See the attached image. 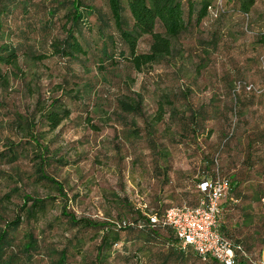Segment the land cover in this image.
<instances>
[{
    "label": "rangeland",
    "instance_id": "374dc122",
    "mask_svg": "<svg viewBox=\"0 0 264 264\" xmlns=\"http://www.w3.org/2000/svg\"><path fill=\"white\" fill-rule=\"evenodd\" d=\"M61 1L19 0L0 21V43H19L0 83V149L19 142L14 161L0 159V227L21 214L12 248L28 232L37 243L29 258L16 252L14 264H49L60 249L68 264H90L101 231L71 227L62 209L109 222L132 220L134 209L159 214L195 204L198 178L215 171L233 185V200L223 206L224 234L241 242L244 264H264V0H254L247 16L234 0H211L217 16L208 13L197 23L198 0L190 17L188 0H181L185 30L170 39L168 55L140 70L121 57L118 42L110 51L114 62L97 65L100 41L91 15L89 29L79 26L85 57L32 59L64 36L67 6L55 3ZM81 2L107 16L105 0ZM149 42V35L140 36L136 52L147 51ZM57 98L69 114L50 129L43 112ZM136 99L137 114L118 103ZM40 172L60 182L64 197ZM24 194L50 199L28 218ZM157 232L167 240L164 230ZM118 235L105 264H213L163 239L144 243L139 229Z\"/></svg>",
    "mask_w": 264,
    "mask_h": 264
},
{
    "label": "trees",
    "instance_id": "16d2710c",
    "mask_svg": "<svg viewBox=\"0 0 264 264\" xmlns=\"http://www.w3.org/2000/svg\"><path fill=\"white\" fill-rule=\"evenodd\" d=\"M193 0L187 1V15L191 16L193 13ZM237 5V10L247 16L249 8L253 4L254 0H234ZM19 0H0V21L3 15L8 16L10 10L19 4ZM57 5L61 2H55ZM66 3V22L62 25L64 36L60 39H53L49 42V52H41L33 54L30 57L35 60H42L48 56L57 55L69 60L77 61L81 57H85L87 49L78 40L80 32V25L90 28V23L87 18L91 15L94 16L96 23L95 32L100 41L98 49V66H101V62L105 59L113 61L111 52H115V45L122 44L125 51L119 50L118 53L122 58L126 59L129 64L135 70H140L143 66L151 64L166 56L170 52V39L176 37L182 31L185 30L187 21L183 18V10L181 0H105L107 6V16L94 7L92 4H83L81 0H64L62 4ZM198 8L195 11V22H199L209 12L207 7L212 5L211 0H198ZM127 13V16L124 14ZM217 16V13L214 17ZM1 23V22H0ZM156 25L161 29L157 31ZM113 28L116 37L111 32ZM142 35H149L150 42L148 50L144 52H136L135 47L137 40ZM115 37V40H114ZM20 42V41H19ZM17 46L19 43H0V83H6V72L2 70V66H12L15 64L18 53ZM111 51V52H110ZM119 106L123 111L139 113L140 102L138 99L135 101H119ZM161 109V108H159ZM69 114V110L63 106L60 100L52 99L48 104V109L43 112L45 121L50 129L55 128L59 122L66 118ZM19 142H9L7 146L0 149V159H5L6 162H12L17 158V147ZM213 172L202 174L198 180L212 177ZM38 177L42 180L53 184L59 194L64 197L60 182L47 176L43 172L38 174ZM227 177V176H226ZM228 179V177H227ZM229 180V179H228ZM196 182V183H197ZM230 188L222 201V205L233 200L230 196V191L233 188L231 181L229 180ZM197 196L199 192L196 189ZM50 197H31L27 194L21 197V209L24 211V216L33 218L37 213L44 211L47 204V200ZM198 201V198H197ZM197 201L193 205L197 204ZM29 203L27 206L26 204ZM167 208V207H166ZM165 209V208H164ZM163 209V210H164ZM163 210L157 214L156 212L150 215H143L138 209H134V218L130 221L117 219L116 221H95L88 218H76L72 213L61 210V215L65 217L71 227L76 229H97L101 231L99 241L95 247V254L90 264H105L107 259V252L110 247L116 243L119 239L118 232L121 230L139 229L144 232V243H147L153 239H163L158 235L157 230L162 229L167 234V240H164L170 246L173 243L178 249L183 251H191L199 260V256L189 247L181 248L176 241L171 228L161 223L160 218ZM228 212L227 208L224 209L223 217L219 225L220 233L230 241L231 245H239L243 248L240 241L233 240L224 234L223 228L225 227V215ZM150 216H154L156 220L150 221ZM21 214H17L13 219L3 220L0 227V264H14L17 259L16 252L24 257H30L32 251L37 250V243L31 233L24 235V240L20 244L17 250L12 248V232L18 227L21 222ZM224 218V219H223ZM172 237V238H171ZM169 241H173L168 243ZM13 249V250H10ZM178 252V253H182ZM184 254V253H182ZM136 254L133 255V257ZM67 255L65 249H60L57 252V257L51 260L49 264H68ZM167 259H162L158 264H165ZM202 261V260H201ZM213 264H217L214 260L208 259ZM237 261L244 264V259L238 257ZM137 263V262H136ZM143 264V263H139ZM146 264V263H144ZM151 264V263H150Z\"/></svg>",
    "mask_w": 264,
    "mask_h": 264
},
{
    "label": "built area",
    "instance_id": "2783aa9c",
    "mask_svg": "<svg viewBox=\"0 0 264 264\" xmlns=\"http://www.w3.org/2000/svg\"><path fill=\"white\" fill-rule=\"evenodd\" d=\"M213 7L208 6L207 10L215 16L216 9ZM229 188L227 177L215 171L212 177L196 183L199 192L196 205L169 206L161 214V223L171 228L179 246L189 247L202 261L212 259L217 264H242L237 261L238 257L247 258L242 247L231 245L219 230L224 213L222 201ZM155 220L154 216H150L151 222Z\"/></svg>",
    "mask_w": 264,
    "mask_h": 264
}]
</instances>
